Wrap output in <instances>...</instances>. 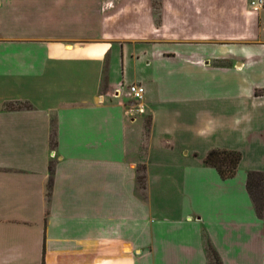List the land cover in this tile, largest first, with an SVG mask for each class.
<instances>
[{
  "label": "crops",
  "instance_id": "0c3cea01",
  "mask_svg": "<svg viewBox=\"0 0 264 264\" xmlns=\"http://www.w3.org/2000/svg\"><path fill=\"white\" fill-rule=\"evenodd\" d=\"M251 1L0 0V264H208L206 240L264 264ZM213 148L241 152L233 177Z\"/></svg>",
  "mask_w": 264,
  "mask_h": 264
},
{
  "label": "trees",
  "instance_id": "16d2710c",
  "mask_svg": "<svg viewBox=\"0 0 264 264\" xmlns=\"http://www.w3.org/2000/svg\"><path fill=\"white\" fill-rule=\"evenodd\" d=\"M154 3L158 4V0H154ZM241 158L242 155L239 151L213 148L207 153L204 161L207 165L215 167L221 177L229 178L235 175ZM263 179L264 177L261 171H250L248 173L247 188L259 213L263 210ZM138 181L141 187L145 188L144 174H140ZM205 248L208 256V264H223L219 253L210 240H206Z\"/></svg>",
  "mask_w": 264,
  "mask_h": 264
},
{
  "label": "built area",
  "instance_id": "2783aa9c",
  "mask_svg": "<svg viewBox=\"0 0 264 264\" xmlns=\"http://www.w3.org/2000/svg\"><path fill=\"white\" fill-rule=\"evenodd\" d=\"M250 4L254 9H259L263 4V0H252ZM128 90L132 99L134 100L135 105H137V112L143 113L144 107L142 106V101L145 93L144 86L138 83H134L129 85Z\"/></svg>",
  "mask_w": 264,
  "mask_h": 264
},
{
  "label": "rangeland",
  "instance_id": "374dc122",
  "mask_svg": "<svg viewBox=\"0 0 264 264\" xmlns=\"http://www.w3.org/2000/svg\"><path fill=\"white\" fill-rule=\"evenodd\" d=\"M123 89H125V87H124ZM141 173H142V172H141ZM139 176H140V173H139Z\"/></svg>",
  "mask_w": 264,
  "mask_h": 264
}]
</instances>
